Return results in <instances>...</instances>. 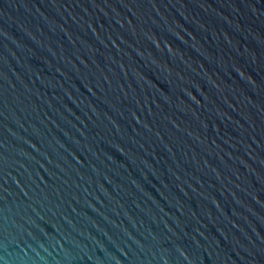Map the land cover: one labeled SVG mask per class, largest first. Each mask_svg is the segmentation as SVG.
Returning a JSON list of instances; mask_svg holds the SVG:
<instances>
[{
	"label": "water",
	"instance_id": "water-1",
	"mask_svg": "<svg viewBox=\"0 0 264 264\" xmlns=\"http://www.w3.org/2000/svg\"><path fill=\"white\" fill-rule=\"evenodd\" d=\"M0 264H264V0H0Z\"/></svg>",
	"mask_w": 264,
	"mask_h": 264
}]
</instances>
